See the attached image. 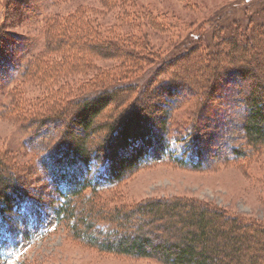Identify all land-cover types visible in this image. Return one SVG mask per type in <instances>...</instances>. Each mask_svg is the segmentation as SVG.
<instances>
[{
    "label": "rangeland",
    "instance_id": "1",
    "mask_svg": "<svg viewBox=\"0 0 264 264\" xmlns=\"http://www.w3.org/2000/svg\"><path fill=\"white\" fill-rule=\"evenodd\" d=\"M263 9L264 0H0V37L7 38L6 31L13 41L4 45L6 40H0V170L26 190L21 208L5 219L9 248L0 264H160L105 253L74 237L67 223L54 217L60 198L36 152L26 147L39 119L72 114L75 100L91 95L97 84L104 86L110 75L115 85L138 83L129 93L132 98L144 93L149 103L152 143L147 160L101 189L97 203L135 207L143 200L182 197L264 223V147L246 146L243 113L227 94L213 93L205 101L212 63L199 61V55L222 51L226 57L233 49H251L252 40L242 34L264 23ZM208 22L220 29L193 42ZM108 44L139 53L142 67L119 80L117 75L135 61ZM180 52L191 56L175 58ZM24 64L31 67L21 78ZM181 74L192 93L171 91L169 84L180 81ZM125 96L119 93L114 100ZM170 102L175 104L167 107ZM112 107L97 124L114 115ZM163 118L167 133L158 124ZM106 128L90 138L93 148ZM236 148L241 156L234 154ZM98 171L103 173L102 166Z\"/></svg>",
    "mask_w": 264,
    "mask_h": 264
},
{
    "label": "trees",
    "instance_id": "2",
    "mask_svg": "<svg viewBox=\"0 0 264 264\" xmlns=\"http://www.w3.org/2000/svg\"><path fill=\"white\" fill-rule=\"evenodd\" d=\"M235 23L239 25L242 22ZM256 24L257 28H246L249 34H242L244 40H252L251 49L244 46L240 52L236 51L237 54L233 49L226 57L222 51L223 54H208L207 57L197 54L203 64L204 60L212 63L206 74L210 80L207 84L209 95H206L205 101L215 97L217 92L227 94L226 99L243 113L241 130L246 146L252 150L264 147V23ZM214 26L212 22L205 26L202 24L194 33L196 38L192 39L193 42L197 43L205 33L213 35L220 29ZM257 30L263 32L257 35ZM0 38L6 40L4 45L13 42L12 38ZM196 43L191 44L189 49L196 47ZM230 44L234 45L233 42ZM108 45L110 49H122ZM132 51L122 49L125 56L136 63L126 67L127 73H124L125 70L117 75L119 80L135 68L142 67L140 61L144 60L138 57L139 53ZM185 54L189 53L180 52L175 58ZM215 55H222L219 62L213 57ZM30 65L24 64L19 73L21 78ZM111 77L106 79H110L108 83L104 81V86L97 84L91 95L75 100L77 106L72 114L39 119L34 132L25 141L26 147L36 152L40 167L60 198L54 210L57 222L67 223L74 237L105 253L148 258L160 264H264L263 222L228 213L201 200L182 197L143 200L135 207L107 208V204L97 203L101 189L117 183L126 170L131 171L147 160L151 147L149 143H152L153 118L147 108L149 103L144 99V93L141 97L137 93L133 98L129 93L131 89H137L138 83L125 82L124 85L119 81L120 84L115 85L117 80L113 81ZM173 80L169 84L172 85L171 91L180 94L188 90L192 93L193 90L184 85L182 74L180 81ZM119 93H126V96L115 102ZM79 102L82 103L79 105ZM174 104L170 102L167 107ZM109 106H113L111 113L114 115L97 124L96 119ZM35 120L37 122V118ZM165 120L160 119L158 123L163 133L169 130ZM105 127L102 142L93 148L94 138H90L99 134L102 128L105 131ZM165 143L168 144V141ZM133 146L139 147L129 153ZM119 150L126 151V154L121 155ZM233 152L241 156L239 149ZM100 166L105 174V184L99 177L103 174L98 171ZM17 180L14 175L0 170V257L9 248L3 233L6 230L5 219L20 209L26 199V190Z\"/></svg>",
    "mask_w": 264,
    "mask_h": 264
},
{
    "label": "bare ground",
    "instance_id": "3",
    "mask_svg": "<svg viewBox=\"0 0 264 264\" xmlns=\"http://www.w3.org/2000/svg\"><path fill=\"white\" fill-rule=\"evenodd\" d=\"M139 146H140V145H139ZM139 146H138V147H139ZM138 147L136 148L135 146H133L132 149H130L129 153H130V152H133L134 150L136 151V150L138 149ZM128 150H129V149H128Z\"/></svg>",
    "mask_w": 264,
    "mask_h": 264
}]
</instances>
